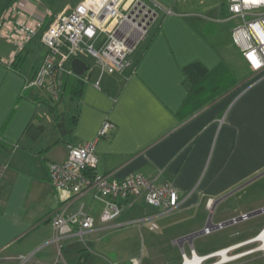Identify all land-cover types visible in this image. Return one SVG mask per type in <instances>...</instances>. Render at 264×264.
<instances>
[{
    "label": "crops",
    "instance_id": "obj_1",
    "mask_svg": "<svg viewBox=\"0 0 264 264\" xmlns=\"http://www.w3.org/2000/svg\"><path fill=\"white\" fill-rule=\"evenodd\" d=\"M9 1L0 0V15L16 3L24 17L39 16L44 23L20 52L0 38V264H132L134 258L139 264H182V252H198L204 232L188 238L191 233L247 213H230L224 202L233 189L264 174L253 179L264 171V69L253 70L234 43L236 19L227 0H148L160 7L125 70L102 73L88 63L81 92L67 94L56 108L46 104L45 90L25 88L47 51L41 37L55 18L48 20L45 8H52L42 0ZM193 62L209 72L225 67L232 84L201 96L188 80L186 67ZM105 120L115 127L98 136ZM89 141H95L99 173H141L174 183L181 203L155 216L162 229L154 232L149 219L103 221V201L92 190L75 195L52 186L49 163L64 162L70 144ZM128 202L117 219L158 210L143 199ZM60 205L67 215L88 211L94 227L82 236L58 235L48 217ZM238 234L233 229L226 242L198 253L255 241ZM70 236L82 239L77 254L73 242L65 256L61 248Z\"/></svg>",
    "mask_w": 264,
    "mask_h": 264
},
{
    "label": "built area",
    "instance_id": "obj_2",
    "mask_svg": "<svg viewBox=\"0 0 264 264\" xmlns=\"http://www.w3.org/2000/svg\"><path fill=\"white\" fill-rule=\"evenodd\" d=\"M227 1L230 15L236 19L231 31L234 43L253 70L264 69V2ZM17 6L16 3L11 4L0 15V38L12 43L16 53L25 48L44 23L39 16L24 17L23 10ZM158 7L160 4L157 1L150 3L148 0H82L67 12L56 16L43 32L41 38L47 51L35 74L27 79L25 88L45 90L46 95L58 101L63 94L65 77L77 74L71 66L66 65V61L78 57L79 48L95 57L102 73L123 72L130 64L129 54L137 42L146 36ZM19 13L23 17L18 16ZM51 14L52 10L46 7L45 16ZM99 38V45H96ZM114 127L111 120H105L98 136L110 135ZM98 161L95 141L70 144L64 162L49 163L52 186L58 190H69L75 195L92 190L94 197L101 199L104 204L101 219L116 220L118 225L149 219L151 229H158L155 216L170 212L181 203L178 189L172 181L158 182L141 173L114 178L95 170ZM119 198L126 199V202H120ZM130 199H143L158 210L136 218L117 219L126 206L132 204L128 202ZM212 203L213 199H210L208 205ZM50 215L60 236H82L95 224L94 216L82 208L67 215L65 207L60 205ZM213 227V224L206 225L204 232L210 233L215 229ZM214 252L201 254L202 261L214 256ZM196 253L194 247L183 251L182 264L187 257L193 258ZM139 261V258H134L132 264H139Z\"/></svg>",
    "mask_w": 264,
    "mask_h": 264
},
{
    "label": "rangeland",
    "instance_id": "obj_3",
    "mask_svg": "<svg viewBox=\"0 0 264 264\" xmlns=\"http://www.w3.org/2000/svg\"><path fill=\"white\" fill-rule=\"evenodd\" d=\"M76 1L77 0H57L53 5H51L52 14L47 17L48 20L51 21L54 17L67 12ZM228 23L231 25L232 23H234V21L229 20ZM99 42L100 38L96 41L95 44L99 45ZM78 57L91 64V69L97 68L98 63L95 57L90 55L89 52H87L85 49L79 48ZM224 203L227 204L226 210H228L230 213L243 211L249 212L253 209L262 207V205H264V174L238 188L235 192H232L230 195H228L227 200ZM147 206L150 207L152 206V204H148ZM135 208L137 207L129 209L126 213H130ZM157 224L159 226V229L153 230L154 232L162 229L161 222L157 221ZM234 225L235 226H227L225 228H215L211 231L212 233L210 232L211 234L203 233L199 235L200 239H197L196 243L198 252H202L204 250L203 247H205V249H208L212 243L226 242L229 239L230 232L233 229L238 231V235H244L241 237L242 240H248L254 237L264 227V212L248 218H244L243 220L236 222V224ZM81 239L82 238L80 236L68 237L67 242H65L64 246L61 248L63 254L66 256L65 253L71 248V244L73 242V247H75L73 249V252L74 254H77L78 250L76 246H78L80 242L76 241H80ZM201 240L202 243L200 242ZM262 243L263 241L261 239L246 242L238 246L237 248L231 249L228 252L229 256L242 253L240 256L219 262L221 259H223V257L219 254L212 256L204 263L207 264L219 262L218 264H264V249L260 248L254 250L258 246H261ZM58 257H61V251L58 252ZM145 259H147V257Z\"/></svg>",
    "mask_w": 264,
    "mask_h": 264
},
{
    "label": "trees",
    "instance_id": "obj_4",
    "mask_svg": "<svg viewBox=\"0 0 264 264\" xmlns=\"http://www.w3.org/2000/svg\"><path fill=\"white\" fill-rule=\"evenodd\" d=\"M42 1L51 6L57 0ZM19 55L20 53L17 54L18 57H20ZM186 71L191 87L195 86V89L200 91L201 96L205 95L210 97L219 94L221 92L219 88H226L230 86L234 79L232 74L223 66L214 69L213 71H211V73L209 72L208 68H206L204 65L200 64L199 62H193L186 67ZM84 81H86L84 73L79 75H67L64 80L63 94L61 98L58 101H54L49 95H46V104L48 106L56 108L67 94H70L72 98H75V95L77 96V94L81 92V88L83 86ZM208 86L210 90L207 88ZM48 218L50 219L51 215H49Z\"/></svg>",
    "mask_w": 264,
    "mask_h": 264
},
{
    "label": "water",
    "instance_id": "obj_5",
    "mask_svg": "<svg viewBox=\"0 0 264 264\" xmlns=\"http://www.w3.org/2000/svg\"><path fill=\"white\" fill-rule=\"evenodd\" d=\"M71 67H72V69H73V71L75 73H77V74H83L89 68V64L86 61H84L83 59H81L79 57H75V58H73L71 60ZM263 173H264V171L260 172L258 175H256L255 177H253V179L256 178V177H258L259 175H261ZM250 180L245 181L243 184H241L239 187H237V188H235L233 190H236V189L244 186L245 184H247L248 182H250ZM262 212H264V206L259 207L257 209H254L252 211H249L247 213H244L243 215H239L237 217H233V218L227 219V220L222 221V222H220L218 224H213L214 225L213 228H218V227H221V226H225V225H228L230 223H233V222H235L237 220H241V219H243L245 217L253 216V215H256V214H259V213H262ZM203 232H204V229L201 230V231L193 232V233H191L188 236V238H193L195 235H198V234L203 233Z\"/></svg>",
    "mask_w": 264,
    "mask_h": 264
},
{
    "label": "bare ground",
    "instance_id": "obj_6",
    "mask_svg": "<svg viewBox=\"0 0 264 264\" xmlns=\"http://www.w3.org/2000/svg\"><path fill=\"white\" fill-rule=\"evenodd\" d=\"M205 228V227H204ZM203 228V229H204ZM205 233V232H204ZM257 239H261L263 241L262 245L261 246H258L257 248H255L254 250H257V249H260V248H263L264 249V227L263 229L261 230V232L253 238V240H257ZM248 242V241H247ZM233 248V246H229V247H226L224 249H221V250H218L216 252H214L213 254L214 255H217V254H220L223 259H221L219 262H222L224 260H228L230 258H235V257H238L240 256L242 253L240 254H234L232 256H229L228 255V252ZM203 257L201 254L199 253H196L195 256L193 258L191 257H187L186 258V261L184 262V264H205L203 261H202Z\"/></svg>",
    "mask_w": 264,
    "mask_h": 264
},
{
    "label": "snow or ice",
    "instance_id": "obj_7",
    "mask_svg": "<svg viewBox=\"0 0 264 264\" xmlns=\"http://www.w3.org/2000/svg\"><path fill=\"white\" fill-rule=\"evenodd\" d=\"M253 2H257V0H253ZM260 2H264V0H260ZM258 66V65H257Z\"/></svg>",
    "mask_w": 264,
    "mask_h": 264
}]
</instances>
